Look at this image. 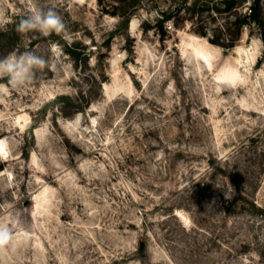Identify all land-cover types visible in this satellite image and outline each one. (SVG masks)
Wrapping results in <instances>:
<instances>
[{
    "label": "rangeland",
    "instance_id": "1",
    "mask_svg": "<svg viewBox=\"0 0 264 264\" xmlns=\"http://www.w3.org/2000/svg\"><path fill=\"white\" fill-rule=\"evenodd\" d=\"M251 3L0 0V58L48 61L24 87L0 77V264H264ZM34 5L65 31L18 33Z\"/></svg>",
    "mask_w": 264,
    "mask_h": 264
},
{
    "label": "clouds",
    "instance_id": "2",
    "mask_svg": "<svg viewBox=\"0 0 264 264\" xmlns=\"http://www.w3.org/2000/svg\"><path fill=\"white\" fill-rule=\"evenodd\" d=\"M66 25L62 16L52 7L40 8L36 5L33 10L22 16L16 24L18 33L36 31L43 36L64 32ZM48 66V61L32 50L12 52L0 58V77H6L12 88H21L33 82L36 72ZM226 198V195H225ZM15 236L11 228L0 223V250L13 245Z\"/></svg>",
    "mask_w": 264,
    "mask_h": 264
},
{
    "label": "trees",
    "instance_id": "3",
    "mask_svg": "<svg viewBox=\"0 0 264 264\" xmlns=\"http://www.w3.org/2000/svg\"><path fill=\"white\" fill-rule=\"evenodd\" d=\"M262 0H252L251 5L248 7V13L243 14L242 16L237 17V25L239 30H241L242 26L248 22H253L258 25L259 28H264V19L262 15ZM227 3L230 5L231 3L227 1ZM230 7V6H229ZM261 37L264 41V30L261 32ZM232 41H234L232 39ZM220 44L222 47H231L232 44H226L225 42H221Z\"/></svg>",
    "mask_w": 264,
    "mask_h": 264
},
{
    "label": "bare ground",
    "instance_id": "4",
    "mask_svg": "<svg viewBox=\"0 0 264 264\" xmlns=\"http://www.w3.org/2000/svg\"><path fill=\"white\" fill-rule=\"evenodd\" d=\"M0 154L1 155L7 154V148L5 147V145L2 144V142H0Z\"/></svg>",
    "mask_w": 264,
    "mask_h": 264
}]
</instances>
